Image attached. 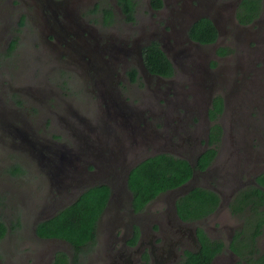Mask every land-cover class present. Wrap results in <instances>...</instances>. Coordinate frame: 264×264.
Returning a JSON list of instances; mask_svg holds the SVG:
<instances>
[{
    "label": "flooded vegetation",
    "instance_id": "obj_1",
    "mask_svg": "<svg viewBox=\"0 0 264 264\" xmlns=\"http://www.w3.org/2000/svg\"><path fill=\"white\" fill-rule=\"evenodd\" d=\"M35 1L40 4L43 15L41 24L49 29L43 43L52 46L58 42L61 49L53 56L42 50L34 51L20 67L10 68L7 65V68L0 70L2 150L10 151V147L12 152L17 150L15 153L25 156L20 159L13 153L2 171L11 178L18 176L10 171L13 164L21 163L24 168H29L27 158L41 162L37 167H32L41 192L34 197L25 189L21 193L25 196L26 205L39 204L34 219L55 214L92 186L85 183L88 171L93 169V165L87 161L89 156L81 147H72L74 144L68 132H64L65 136L59 132L60 121L70 122L71 117L57 120L59 130L56 133L50 130L55 124V120H51L54 113L48 108L47 115H44V109H41V97L50 99L51 107L52 100L66 95L65 92L63 97H59L56 94L58 91L45 78L54 72L61 75V70L70 74L78 72L79 75L84 71L86 76L91 73L88 81L84 82L95 87L97 85L96 89H99L95 93L97 100L93 107L103 98V90L116 91L120 101L128 103L132 98L127 92L141 86L146 88L137 98V102L143 106V120L139 126L152 124L160 131L157 137L163 151L158 153L190 159L189 162L193 164L208 147H214L216 151L204 169L195 171L184 184L159 194L142 210H134L128 189H119L117 184L114 190L110 187V197L98 221L95 246L89 250L86 248L82 261L91 255L93 261L89 264H183L188 252H199L202 243H205L210 249H217L209 264H264V185L260 179L264 177V21L258 19L264 9V0H255V6L254 0H246L248 4L242 7H238L242 0H233L228 3L229 10L226 11H222L225 6L212 4L211 0H144L142 13L147 16L140 19H151L149 27L157 28H150L149 31L141 23L136 25L138 0H131L134 6L132 19L122 11L119 0H87L84 4L78 0H8L3 7L5 23L11 24L12 17L17 15L14 24L24 25L25 18H31ZM86 4H90L89 9L88 6L86 9ZM187 4L194 7L190 15L182 13ZM249 7L256 8L257 15L241 20L250 12ZM85 9L89 14L83 20L81 13ZM90 11L97 15L95 20ZM109 12L111 17L107 15ZM202 18L210 19L216 29V38L210 43H200L189 35L191 25ZM94 21L99 22L100 26L94 27ZM119 32L123 33L119 34L118 45H115L113 40L116 41ZM173 32L177 37L173 36ZM176 40H183L185 45ZM79 41L84 45H79ZM153 41L171 62L173 73L170 77L151 75L141 69L142 49ZM233 41H240V45ZM13 42L9 41V48ZM39 42L34 41L35 49L40 50L38 45L42 47ZM172 43L181 46L172 48ZM75 50L83 51L79 61L83 62L84 69L75 68L79 65L74 62L70 52ZM202 57L205 61L203 66L196 63ZM188 59L190 71L178 75L200 73L207 80H201V84L196 85L179 83L173 86L172 79L178 81L172 77L177 74L178 64L181 66L179 61ZM45 65L48 69L44 68ZM133 68L137 71L135 81L129 76ZM26 70L33 74V80L41 73L47 74L46 77L42 76V84H31L22 80ZM10 73L14 77L13 85L11 80L5 78ZM153 82L155 88L149 87ZM204 85H208V90ZM224 88L228 93L219 95L222 98V111L214 120H210L208 110L215 96L212 94L216 90L223 93ZM12 90H16L20 97L13 99L12 94L15 93ZM36 94H40L39 120L29 121L28 126L21 119L22 100L28 97L34 99ZM34 111V108L30 110ZM46 123L50 124L49 130L45 128ZM213 123L220 125L221 133L218 134V142L210 146L209 131ZM27 138L36 146L34 154L41 151V159L36 156L30 158L31 154L24 143ZM149 141H154V138ZM255 141H258L256 146ZM43 144L48 147H42ZM131 145H136V140ZM166 148L169 150L164 151ZM150 151L151 148H145L135 155L141 153L144 156ZM62 164L64 172L56 173L55 170ZM78 170L80 175H76ZM0 181L3 179L0 178ZM5 184L8 187V183ZM196 186L212 190L219 201L212 211L201 217L182 219L177 213L176 200ZM247 195L250 197L243 200V196ZM251 199L256 205L254 210L249 209L250 202L243 211H233V206H243ZM0 206H3L1 202ZM22 214H13L11 218L0 217L8 222L12 218H22ZM21 228L22 225L13 231L19 232ZM13 231L9 228L0 243ZM31 235L33 239L46 241L48 245L38 246L36 254L29 255L27 252L26 260L34 257L27 262L23 259L21 264H53L57 252L71 254L70 246L64 240L41 238L36 235L33 226ZM97 253L99 255L94 257ZM1 263L3 261L0 259Z\"/></svg>",
    "mask_w": 264,
    "mask_h": 264
},
{
    "label": "trees",
    "instance_id": "obj_2",
    "mask_svg": "<svg viewBox=\"0 0 264 264\" xmlns=\"http://www.w3.org/2000/svg\"><path fill=\"white\" fill-rule=\"evenodd\" d=\"M247 4L246 0H242L238 7ZM253 4L255 6V0ZM119 5L128 18L132 19L134 6L131 0H119ZM255 9L249 7L248 11L250 12H247L241 20L248 16H256L258 12H255ZM239 14L241 13L239 12ZM107 15L111 17L110 12ZM189 35L200 43H210L216 38V29L210 19L202 18L191 25ZM12 48L13 45L11 44L9 49L12 50ZM142 59L151 74L170 77L173 73L171 62L155 41L142 49ZM129 76L132 81L137 80V71L133 68L129 72ZM222 107V98L219 95L214 96L208 110L209 119L214 120L215 116L221 113ZM209 132V145L211 146L214 142H218V134L221 133L220 125L213 123ZM215 151L214 147H208L193 164L186 158L168 153H158L139 162L130 170L127 178V188L132 195L134 210H142L148 202L159 194L187 182L195 171L204 169L210 163ZM10 171L15 175L23 172L28 173L21 163L13 164ZM260 179L261 184L264 185V177H260ZM110 194L111 188L108 184H95L86 188L73 202L58 209L53 216L36 224L35 233L39 237L58 238L70 246L71 254L68 255L62 251L57 252L53 264L82 263V254L86 252V248L89 250L95 246L98 221ZM249 197V195L243 196V200ZM218 201V195L212 190L196 186L176 200L177 213L182 219L201 217V215L212 211ZM250 202H252L251 205ZM248 205H250L249 209L251 210L256 208L252 199L245 202L243 206L235 205L232 208L236 213L238 210L243 211L244 207L246 209ZM21 225L19 217L10 219L8 222L0 217V239L4 237L9 228L13 231ZM137 233L138 231H136V235ZM216 250H212L205 243H202L201 250L196 253L188 252L187 258L182 263L209 264Z\"/></svg>",
    "mask_w": 264,
    "mask_h": 264
},
{
    "label": "rangeland",
    "instance_id": "obj_3",
    "mask_svg": "<svg viewBox=\"0 0 264 264\" xmlns=\"http://www.w3.org/2000/svg\"><path fill=\"white\" fill-rule=\"evenodd\" d=\"M78 1L83 3V4L85 2H87V0H78ZM168 1L171 2L173 0H168ZM193 1L195 2V0H192V2ZM231 1H233V0H211V3L216 4L218 6H220V5L225 6L222 11H226V10H229V4L228 3H230ZM7 2H8V0H0V70H3L4 67L7 68V65L10 68L20 67V65L27 59L28 55L31 53H34V51L40 52L42 50L44 53H46L49 56H53V55L57 54V51L61 49V48H59L60 45L58 42H56V44L52 45V46H50V44L43 43L44 35L49 32V29H47V27H44L41 24L43 15H42V12L40 10V4L37 1H35L36 6L31 11V18L26 17L25 18V24L19 26V25L14 24L15 17H17V15H14L15 17H12V23L11 24L5 23V21L3 19V15L6 13H5V8H3V7H4V5H7ZM90 4H86V9H87V6L89 9ZM143 7H144V0H138V13H137L136 25H139V23H141L143 25V27H145L146 31H147V29L149 31L150 28L152 30H157V28L155 26L149 27L148 22L150 21V23H151V21H152L151 19L148 21L146 19H144V20L140 19L143 16H147V15H144L142 13ZM193 8H194L193 5L190 6L189 4H187L186 7L183 8L182 13H184V15L189 14L192 12ZM86 9L83 10L81 13L83 20L89 14L88 11L86 12ZM90 15L92 18H94V20H95V17H97V15L95 16V13L92 11H90ZM221 19L222 18H220V20ZM258 19L264 21V9H263V11L260 14ZM98 25L100 26L99 22L94 21L93 26L97 27ZM112 25H114V24H112ZM143 27H141L142 31H143ZM262 27L263 26H261V28ZM109 29H111V27ZM253 29H255V28H253ZM120 30H122V29H120ZM253 31H255V30H253ZM121 33H123V32H119L118 35L116 36V41L113 40V43L115 45H118L117 40L119 39V34H121ZM242 34L244 36V33H242ZM107 35H109V34H107ZM32 36H35V37L32 38ZM60 36H61V34H60ZM173 36L177 37V34L173 32ZM169 39L173 42V40L171 38H169ZM10 40L15 41V42H13V49L11 51H9L10 50L9 49L10 44H8ZM35 40H37L38 42L40 41L39 43L42 44V47L40 45H38L40 50L35 49L33 47ZM176 42L180 43L181 45H185L184 44L185 42L183 40H176ZM233 43L240 45V41H233ZM79 45H84V44H82V42L79 41ZM181 45H175L172 43V48L173 47H180ZM240 47H242V45ZM57 48H59V49H57ZM171 51H172V49H171ZM70 52L73 54L74 62L79 65V66H76L75 68L80 70L81 67H83V69H84L85 67L82 65L83 62L81 63L79 61V58H81L80 55L83 53V51L82 50H75V51H70ZM102 56H106V55H102ZM179 62L181 63V66H179V64H178L177 74L175 77H172V78H176L178 81H174V79H172L173 83H171V84H173V86H175L179 83H180V85L185 84V83L196 85V84H201L200 83L201 80H205V81L207 80L204 78L206 76H204L200 73L191 74L190 76L189 75L179 76L178 73H180V72L187 73L188 71H190V69H188L189 64H190V63H188L189 59L188 60H182ZM196 63L201 64L202 66L205 65V61L203 60V57L200 58V61L197 60ZM44 68L48 69L46 67V65L44 66ZM62 71H64V70H61V75L54 74L55 72L50 74L47 78H45V81L47 80L49 82V84H51L54 87V90L58 91V93L56 92V94L59 97H63L64 93L66 92L65 97H63L61 99L58 98V100L57 99L52 100L51 107L49 106L50 99H46V98L41 97L42 105H43V108H41V109H44L43 110L44 115H47V111L49 108L54 113V116H53V118H51V120L52 119L55 120V124H53L54 123L53 122L52 123L53 125L51 126V128H50L49 123H46L45 128L47 130H49V128H50L51 131L56 132V133L59 130L58 127L60 126V124L62 125L64 123V121H60V124H59V123H57V120L58 121L63 120L66 116H69V118H70L72 116V112H76L77 114L88 118V116L93 112L94 107L96 109L99 108L98 106L103 107L106 105V101H107V99H103L101 97L100 98V104L94 105V107H93V103L97 100L95 93L99 92L98 91L99 89L98 90L96 89V87L98 88V86L97 85H96V87L91 86V85H89L88 82H84L85 80H87V77H89V75L91 73L90 74L88 73L86 76V73L84 71L80 75L78 72H77V74L75 72L70 74V73H66V72H62ZM46 74L47 73H45V74L41 73L40 77L38 76L36 79L33 80V74L31 75L30 72H28V70H26L23 73L24 77L22 76V80L24 82H29L31 84H42L41 83L42 82V76L46 77ZM5 78L11 80L12 85H13L12 80L14 77L11 73L6 75ZM100 79H102V77ZM153 85L155 86L154 82L152 84H150L149 87L155 88ZM185 85H187V84H185ZM185 87H187V86H185ZM204 88L206 90H208V85H204ZM143 89L144 88L141 86L135 90H130L129 92H127L129 94V96L132 98L131 102H137L138 101L137 98L142 95L141 91H143V93L146 91V88L144 90ZM12 92L15 93V95L12 94L13 99L20 97L16 93L17 92L16 90H12ZM114 93H115V91H114ZM227 93H228V91L224 88L223 93H220L218 90H216L215 93H213L212 95H215V96L216 95H224ZM39 100H40V94L34 95V99L28 97V98L22 100V104L24 107L22 109H20L21 119H22V121L25 120L28 123V126H30L29 121L38 122V120H39L38 107H41V104L39 105ZM64 100H66V102H67L66 104H64ZM148 100H149V98H147V101ZM190 100H191V97H189L188 101H190ZM32 108L35 109L34 112H30V110ZM9 110H13V109H9ZM28 112H29V114H28ZM224 119H223V121L225 122ZM58 124H59V126L57 127ZM42 127H43V125H42ZM59 132L63 133V135H64V131H62L61 128H60ZM61 140H63V139H61ZM61 142L63 143V141H61ZM1 143L2 142H0V178H2L3 181H0V202L3 204V206H0V215H2L3 217H7V218H11L10 216L11 215L13 216V214H16V213H21V214L24 213V215L22 214L23 217L22 218L20 217L21 224H22L21 230L19 232L13 231V233L11 235H9L7 238L4 239V241H2L0 243V259L3 261V263H1V264H21L23 259L26 260L25 254L27 252L29 255L36 254V252L38 251V246L45 247L48 245V243L46 241H42V240L40 241V240L33 239L32 235H31V228H32L34 222L36 221L34 219V217H35L34 212L37 210L39 204H35L32 206L26 205L25 196L21 195V193L24 192L23 189H25L26 191H30V193L32 194L33 197L36 196V194L38 192H41V186H39V184H38V179H37V177H34L37 175L34 174L35 171L32 170L33 169L32 167H37L38 162H39V164L41 162L40 161L37 162L36 158H35L36 160H34V161L33 160L30 161L27 158V164H29V168H31V169H29L28 167H25L27 169L28 173L25 172L23 174H16L18 176L8 178L5 174H3L4 172L2 170H4V167L7 165L8 162H10L11 155L13 153H15L17 150H13V152H12L11 148L9 147L10 151H7V150L3 151L2 150L3 146L1 145ZM24 143H26L25 140H24ZM257 143H258V141H255V146ZM7 152H8V154H7ZM13 155L18 156V158H20V159H21V157L25 158V156L23 154L15 153ZM31 156H30V158L32 159L34 157V155H31ZM19 161L24 162V160H19ZM33 163H35V164H33ZM5 182L8 183V187H6L7 185L5 184ZM25 185H28L30 187L25 186ZM23 186H25V187H23ZM16 190L19 191L20 194H18V192ZM60 206H62V205H60ZM231 222H233V221H230V223ZM70 253H71V251H70ZM98 255L99 254L97 253L94 257H97ZM33 257L34 256H31L30 258H33ZM30 258L27 260H32ZM38 258H39V255H38ZM27 260L25 262H27ZM91 261H93V257L90 255V256L84 257V261H82V264H89Z\"/></svg>",
    "mask_w": 264,
    "mask_h": 264
},
{
    "label": "water",
    "instance_id": "obj_4",
    "mask_svg": "<svg viewBox=\"0 0 264 264\" xmlns=\"http://www.w3.org/2000/svg\"><path fill=\"white\" fill-rule=\"evenodd\" d=\"M140 66L142 70L151 74L143 63L142 54ZM101 95L107 99L105 106H98V109L94 107L88 118L72 112L70 122L64 121L62 125L60 124V128L72 137L75 145L72 147H81L89 156L87 161L88 164L93 165V169L89 170L84 167V169L89 170L85 179L88 186L105 183L114 190L117 184L119 189L125 190L128 189L127 178L130 170L142 160L163 151L160 147V139L157 137L160 131L155 129L152 124L145 127L139 126L143 120L141 118L143 106L138 102L122 103L119 95L116 91L114 93L112 89L103 90ZM158 118L160 119V117ZM152 138L154 141H149ZM133 140H136V145H131ZM25 141L30 154L41 159V151L34 154V151L37 150L34 142L30 138ZM61 146L67 148L64 144ZM42 147L48 146L43 144ZM42 147L40 149H44ZM145 148H151L147 155L142 156L141 153L135 155ZM166 150L169 149L166 148L164 151ZM63 169L62 164L55 171L56 173L60 171L63 173ZM84 172L85 170L82 173ZM80 173L78 170L76 175H80ZM47 215L49 216L35 219L34 229L38 222L54 214Z\"/></svg>",
    "mask_w": 264,
    "mask_h": 264
}]
</instances>
